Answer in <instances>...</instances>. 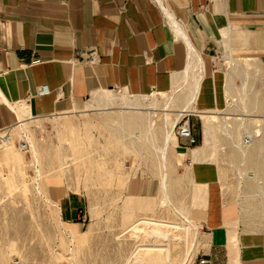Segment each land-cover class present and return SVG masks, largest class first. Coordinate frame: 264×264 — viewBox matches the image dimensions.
<instances>
[{"label":"crops","instance_id":"obj_1","mask_svg":"<svg viewBox=\"0 0 264 264\" xmlns=\"http://www.w3.org/2000/svg\"><path fill=\"white\" fill-rule=\"evenodd\" d=\"M233 53L264 69V0H0V132L108 108L109 92L143 97L184 86L187 95L198 77L194 110L222 109L228 88L239 84L224 62ZM190 127L197 144L177 141L195 189L188 216L208 244L200 259L264 264V237L240 228L238 210L223 198L202 125L199 146V133ZM146 182L132 181L131 192L146 195ZM46 193L62 225L84 226L83 195L63 186Z\"/></svg>","mask_w":264,"mask_h":264},{"label":"rangeland","instance_id":"obj_2","mask_svg":"<svg viewBox=\"0 0 264 264\" xmlns=\"http://www.w3.org/2000/svg\"><path fill=\"white\" fill-rule=\"evenodd\" d=\"M236 54L231 60L224 58V62L227 68L234 69L239 84L228 88L222 109L201 112L215 113L217 126L221 124L218 117L237 119L228 120L229 130L232 135L240 130L242 141L247 137L246 131L257 128L264 140V108H259L264 104V69L256 60ZM185 89L177 86L167 93L143 97L109 92L104 96V106L108 108L32 120L22 124L31 142L25 150L18 146L23 141L18 136L21 132L17 128L9 130L11 143L0 144V264H140L136 259L145 264H197L204 258L208 244L198 224L188 216L195 189L187 176L185 159H180L179 154L184 152L174 131L163 164L151 147L157 146L155 138L148 140L150 144L142 140L141 149L132 150L123 146L115 123L121 115L146 111L155 113V123L160 128L163 114L176 125L184 118L198 131L199 146L203 123L199 114H177ZM109 98H118L117 103L120 98L142 103L157 101L158 106L136 110L108 105ZM166 100L169 107L162 109ZM240 115L246 116L239 120ZM108 117L114 122H106ZM209 143L210 159L219 166L223 198L238 210L240 228L264 237L259 198L245 188L255 167L234 155L235 148L221 128H214ZM6 150L10 153L7 158ZM263 158L264 150L256 152L252 161ZM162 178L166 181L169 205L160 204ZM139 179L150 181L146 182L151 186L150 192L144 196L130 190V183ZM52 181L84 196L86 222L82 228L68 229L60 223L58 211L46 193ZM173 208L186 213L191 223H185ZM142 220L185 227L162 228L165 236L158 238L151 234L156 227ZM144 245L159 247L145 250Z\"/></svg>","mask_w":264,"mask_h":264},{"label":"bare ground","instance_id":"obj_3","mask_svg":"<svg viewBox=\"0 0 264 264\" xmlns=\"http://www.w3.org/2000/svg\"><path fill=\"white\" fill-rule=\"evenodd\" d=\"M199 80H201V77L200 78L199 77L193 78L192 86L187 89L188 90L187 95L184 94L181 96L180 101L182 102V104L179 107V110L177 113L178 116H182L183 114H188L189 112H197V111H192V109H193L192 103L196 99V94H197L198 86H199ZM177 96L178 95H176L175 98H177ZM173 98H174V96H172V99ZM117 101H118V98H109L108 99V105L117 104V105H120L123 107H128V108L136 109V110H138V109L139 110L140 109L152 110V109H156L158 106L157 101H150L148 103H142V102H139L136 100L128 101L124 98H120L118 103H117ZM160 107L162 109L168 108L169 107L168 101L167 100L164 101L163 105H161ZM259 108L261 110H263L264 104H261L259 106ZM197 113L199 114L200 119L203 122L202 123V132H203V138H204V145L205 146L210 148V145H209L210 144L209 143L210 142V136L212 135L214 128H221L222 133L229 138L231 145H233V147L235 148L234 149L235 150L234 155L237 158L241 159V161L243 163H246L250 166L252 165V167H255V169L252 170L253 176L251 178L249 177L250 181L247 180L248 182L245 184V188L253 190L252 191L253 196L259 198V204H260L261 211H262L261 213L264 214V158L262 160L257 159L256 161H254V163L252 161V157L254 156V154H256V152H262V150H264V140H262V133L260 131V128H257L255 130H251L250 133L246 131V136H247L246 138H249V141L251 143L249 145H244L245 144V143L243 144L244 140L242 141L240 139V130H237V132L233 133V135H232L231 131L229 130L230 122H228V120H231L234 117H232V116L229 118L218 117L219 119H221V124L219 126H217V122L215 120L216 116H214L215 113H205V112H197ZM216 114H219V113H216ZM155 116H156L155 113L152 111H146L145 113H138L137 112L135 114L127 115V116L121 115L115 120V123L118 124L117 133L120 135L121 139H123V146H127L128 148H130L132 150H135L136 148L138 150L141 149L142 140L148 141V140H153L155 138V141L156 140L158 141L157 146L152 145L151 147L155 152L159 153L160 158L162 160V163L165 164L166 153H167L168 147H170V145H171L172 134H173V131H174L176 124H175V121H172V122L168 121L167 115L163 114V120H162V126H161L163 128H160L155 123ZM240 116L238 119L242 120L243 119L242 116H246V115H242L241 117ZM108 119L109 120L103 119V122H105V120H106V122H108L110 120L114 122V120L110 119V117H108ZM233 120H237V119H233ZM239 126H241L245 132L244 125L242 123H240ZM16 128L18 131L21 132V133H18V136L21 139H23L22 142L27 143V145L31 146V142H30L29 138L26 136L25 131H23L22 124H18L16 127L13 128V130ZM10 139L7 142H5L4 144H6V145L10 144L11 143ZM148 143H149V141H148ZM143 148H145V146ZM9 154L10 153L8 152V150H6L4 152V157L7 158L9 156ZM33 154H35V153L33 152ZM204 154L205 153L201 154L202 155L201 158H205ZM180 159L182 160V157ZM195 159H196V157L194 158V160ZM163 167H165V166H163ZM240 172L241 171H239V174L241 176ZM163 178L161 180H159V189L162 193V195H161L162 199L160 200V202H161L160 204L162 205V204L166 203L169 205V200H168V196H167L166 189H165L166 181ZM246 179H247V177H246ZM259 182H261L263 185L260 184ZM50 186H58L59 188L61 187V185L56 181H52ZM200 190H202V189H198L197 191L199 194L198 198H200V201H201V191ZM48 201L51 202L50 200H48ZM200 201H199V203L201 204ZM53 204L54 203H52V205ZM146 206H148V204H145V207ZM173 210H174V212L180 214V216L182 217V219L185 223H191L186 218V216H185L186 213L183 214L179 210L174 209V208H173ZM142 221L143 222L146 221L149 224H152L156 227V228H153L151 230V234H152V236H156L158 238H163L165 236V233H163V231L161 230L162 228L163 229L164 228H170L171 226H174L177 228H184L185 227V225H183V224H176V223H172V222H170V223L154 222L152 220H142ZM189 226L193 227V225H189ZM159 227H161V228H159ZM68 233L70 234V232H68ZM68 233H67V235H68ZM142 247L145 250H153L155 248H158L159 246H156V245L146 246V245H144ZM145 252H147V251H145ZM136 261L140 264H145L144 261L141 259H136Z\"/></svg>","mask_w":264,"mask_h":264},{"label":"built area","instance_id":"obj_4","mask_svg":"<svg viewBox=\"0 0 264 264\" xmlns=\"http://www.w3.org/2000/svg\"><path fill=\"white\" fill-rule=\"evenodd\" d=\"M183 119L184 118H182L174 128L175 137L176 139L185 142L187 146H195L197 144V139L192 133L188 120L183 121ZM8 132H9V129H6L0 132V135H2L0 136V144L3 145L5 142H7L10 139ZM248 141H249V138L244 139L245 144H247ZM18 146L21 150H25L27 148V143L20 142ZM83 216L84 215L82 214L81 217ZM81 222L84 224L86 222V219L82 218ZM206 263L207 262L204 259H199L197 262V264H206Z\"/></svg>","mask_w":264,"mask_h":264}]
</instances>
